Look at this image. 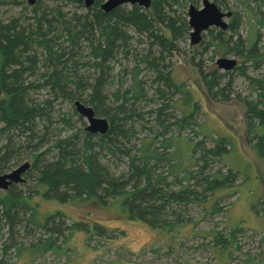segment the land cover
<instances>
[{"label":"rangeland","instance_id":"obj_1","mask_svg":"<svg viewBox=\"0 0 264 264\" xmlns=\"http://www.w3.org/2000/svg\"><path fill=\"white\" fill-rule=\"evenodd\" d=\"M1 1L0 19L8 22L30 16L37 0ZM162 1L150 0L147 8L138 6L149 16L154 10L153 4L161 5L158 18L156 14L152 16L156 22L151 31L170 38L168 25H178L184 17L186 30L172 40L168 51L159 49L157 40L149 33L132 26L125 30V43L118 40V46L107 59L112 71L110 79L105 81L108 82L105 94L117 89L124 94L130 84L128 72L139 64L141 85L151 100L135 102L142 117L132 123L131 142L125 145L129 146L127 154L119 153L116 157L105 154L103 161L109 174L125 179L129 176L128 158L133 154V147H138L144 137L159 133L152 146L161 153L155 167L164 177L160 187L180 191L189 186L195 193L187 194V199L165 202L147 192L144 199L156 203L157 209L163 211L164 218L152 222L131 219L128 212L122 214L115 204L122 197L118 194H106L103 206H95L89 201H86L87 205L74 203L70 201V195L62 201L44 196L43 187L30 172L35 154L52 147L56 139L76 131L82 133L86 126V120L76 110L74 113V101L50 98L51 108L44 115L46 118L42 120L36 115L33 118L36 151L27 149L23 143L22 148L10 156L6 168L0 169V174H4L25 161L29 163V170L24 174L25 183L9 191L0 190V199L9 193H14L17 198L30 197L39 216L46 219L30 223L31 206L20 205L24 199L21 198L10 209L9 219L13 223L9 225L8 217L2 216L0 205V264H264V157L257 155L255 147L259 133L264 130L257 118L262 115L264 121V0H209L220 11L232 12V17L223 18L226 21L224 29L210 26L201 32L198 44L190 42L188 7L199 8L202 0H172L170 4ZM40 2L47 6L63 4L65 11L77 13L88 8L83 1ZM234 17L236 24H232ZM148 49H152L163 73L169 72L174 82L183 92L188 91L190 99L196 103L189 125L173 124L174 120L189 113L173 104L180 98L178 94H172L170 102L162 105L165 107L160 120L155 118V108L160 103L152 94L156 72L139 62ZM221 57L232 58L237 63L228 70L219 69L216 61ZM1 59L0 54V64ZM214 70L220 75L217 87L208 78ZM89 71L91 81L92 69ZM29 80L34 81V78ZM3 97L0 92V100ZM29 97L42 102L46 94L40 89L36 93L31 91ZM112 99L105 102V107L115 106L117 102ZM81 103L92 108L87 101ZM250 104L255 108L249 110ZM167 123V128L163 129ZM262 135L264 149V132ZM170 136L198 144L190 152V161H185L182 167L170 158L173 147H164L163 139ZM3 139L4 136H0V145ZM214 148H217L216 153L206 151ZM206 176L214 182L211 184L213 189L203 182ZM130 181L132 184L133 179ZM140 182L144 184L143 179ZM131 184L124 190H130ZM47 237L53 241L49 249L34 254L29 251Z\"/></svg>","mask_w":264,"mask_h":264},{"label":"trees","instance_id":"obj_2","mask_svg":"<svg viewBox=\"0 0 264 264\" xmlns=\"http://www.w3.org/2000/svg\"><path fill=\"white\" fill-rule=\"evenodd\" d=\"M53 1L78 3L77 0ZM163 1L170 4L172 0ZM2 2L0 0V4ZM100 3L101 0H94L91 6L84 9V12L77 13L65 11L63 4L47 6L41 5L40 0H37L30 16L8 22L0 19L2 57L0 92L4 95L0 100V125H2L0 136H4L0 145V169L6 168L10 156L22 148L23 143L27 149L36 151L37 142L34 140L36 130L33 118L36 115L43 120L44 115L48 114L51 108L52 99L50 98H59L70 103L75 100L87 101L96 115L107 117H104L109 122L107 132L100 135L82 129V133L76 131L67 137L56 139L52 147L46 148L43 153L35 154L30 172H33L34 178L39 181L38 185L43 187L44 196L62 201L70 195L71 202L87 205L86 201H89L95 206H103L106 194V196L118 194L122 197L115 204L122 214L128 212L131 219L139 218L152 222L153 219L164 217L161 214L163 211L160 212L157 209L156 203L153 204L144 199L147 192L149 196L161 197L165 202H170L187 199V194H194L195 191L190 190L189 186L180 191L160 187L164 177L156 172L155 167L161 159V153L158 148L152 146L159 133L144 137L138 147L136 145L133 147V154L128 158L130 171L127 178L118 179L109 174L107 164L103 161L107 156L105 154L110 157H116L119 153L127 154L126 149L129 146L125 145L131 142L132 123L142 117L135 102L142 100L148 102L151 98L141 85L139 64H135L129 70L130 84L124 94L123 92L120 94L118 89L105 94L104 88L108 84L105 81L110 79L112 71L107 64V59L112 56V52L118 46V40L125 43V30L129 26L140 32L149 33L157 40L159 49L168 51L172 47V40L186 30V24L183 23L185 17L184 21L181 19L183 22L178 25L173 24L171 20L172 25L167 27L170 34L168 38L151 31L153 22H156V18L152 16L156 14L158 18L161 5L153 4L154 10L148 16L135 5L118 6L105 12L100 8ZM232 24H236L235 17L232 19ZM237 43L238 39L234 43V48ZM156 60L152 49H148L139 59V62L142 61L147 68H152L156 72L152 94L158 97L160 103L155 108V118L160 120L165 103L170 102L172 94H178L180 98L173 104L184 108V111L189 113L183 118L174 120L173 124L179 127L189 125L191 112L197 107L196 103L190 99L188 91L183 92L174 82L169 72L163 73ZM89 69H92L93 80L91 81ZM215 72L216 70L210 73L208 78L217 87L220 85V81L216 82L220 75H216ZM32 77L34 81L29 80ZM40 89L45 91V99L42 102L30 99L29 93L31 91L36 93ZM110 97L117 102L112 108L105 107V102L111 100ZM189 102L190 105H187ZM252 108L254 109L255 106L250 104L249 110ZM257 118L264 125L263 116L260 115ZM79 119L80 116L78 121ZM64 121L69 122L67 119ZM167 125L168 123L163 126V129H166ZM43 128H46L45 125ZM263 132L264 130L259 133L260 139L255 146L256 153L260 157H264L261 142ZM163 142L164 147H173L170 158L178 167H182L185 161H190L191 150L198 146L195 143L191 144L187 139L182 140V138L171 136L164 138ZM206 151L216 153L217 148L206 149ZM140 179L144 180V184H141ZM203 182L207 188H211V184L214 183L207 176L204 177ZM130 184L131 189L124 190V187ZM21 198L26 199V202L24 199L20 201ZM17 201H20L23 207L31 206L28 218L30 223L36 224L46 219L39 216L37 208L31 204L30 197L17 198L14 193H9L0 199L2 216L9 219L10 209ZM8 223L12 225L13 221L9 219ZM89 225L95 227L93 223ZM52 243L51 237H47L38 247H30L29 251L32 254L40 253L42 250L49 249Z\"/></svg>","mask_w":264,"mask_h":264},{"label":"water","instance_id":"obj_3","mask_svg":"<svg viewBox=\"0 0 264 264\" xmlns=\"http://www.w3.org/2000/svg\"><path fill=\"white\" fill-rule=\"evenodd\" d=\"M33 2L34 0H29ZM83 1L86 7L93 4L94 0H77ZM123 4H137L147 8L150 6V0H105L101 3V8L105 12L111 11L113 8L121 6ZM188 24L190 27V42L191 44L198 43L200 34L211 25L220 26L222 29L226 28V23L223 18L230 15V12H222L218 7L209 0H202V7L195 8L192 5L188 7ZM236 63V60L232 58H218L217 64L219 68L228 70L232 68ZM74 107L77 113L86 120L85 130L90 133L104 134L109 128L107 120L103 117L95 115L93 109L79 101H74ZM29 168L28 162L19 164L15 169L8 173L0 174V190L7 189L8 185L12 182H18L22 180L21 174H23Z\"/></svg>","mask_w":264,"mask_h":264},{"label":"flooded vegetation","instance_id":"obj_4","mask_svg":"<svg viewBox=\"0 0 264 264\" xmlns=\"http://www.w3.org/2000/svg\"><path fill=\"white\" fill-rule=\"evenodd\" d=\"M123 5H125V4H123ZM123 5H121V6H123ZM135 6H138L137 4H135ZM202 7V6H201ZM200 8V7H199ZM229 17H232V12H230V15L229 16H227V17H225V19H227V18H229ZM226 22V21H225ZM211 27H215V28H217V29H222L220 26H217V25H211ZM210 28V26L207 28V29H209ZM207 29H205L204 31H206ZM201 36V35H200ZM189 37H190V35H189ZM200 40L201 39H199V41H198V43L200 42ZM172 43H173V41H172ZM197 43V44H198ZM236 63H237V61H236ZM236 63H235V65H236ZM234 65V66H235ZM216 66L219 68V66H218V64H217V61H216ZM219 69H221V68H219ZM29 170V168L26 170V171H28ZM26 171L22 174V180L21 181H18V182H12L11 184H9L8 185V187H7V191H9V190H11L13 187H15L16 185H18V184H21V183H25V178H24V174L26 173Z\"/></svg>","mask_w":264,"mask_h":264}]
</instances>
